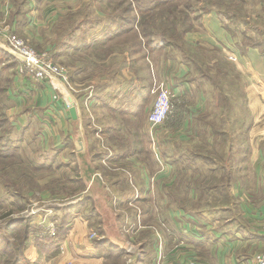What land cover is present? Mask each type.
<instances>
[{
    "label": "rangeland",
    "instance_id": "374dc122",
    "mask_svg": "<svg viewBox=\"0 0 264 264\" xmlns=\"http://www.w3.org/2000/svg\"><path fill=\"white\" fill-rule=\"evenodd\" d=\"M78 1L81 3V8L77 12L66 13L51 24L52 27L47 34L45 46H40L45 39L44 33L41 36L37 34L40 37L38 42L34 39L30 42L25 41L33 50L46 52L55 64L71 67L78 64L76 59L78 56L69 52L70 55L58 58L55 55V51L58 50L57 45L61 43L60 38L67 40L72 34L79 33V37H87V31L83 27L81 30L78 29L81 24L89 21L98 23L97 28L105 23L102 30H96L97 34L99 32L104 35V41H108L109 36L113 35L104 48L102 46L94 48L92 52L95 58V62L92 64L94 67L101 65L98 62L106 61L111 55L126 50L130 57L138 56L134 76L142 79L149 75L147 71L155 65H158V68L154 67L153 70L157 69L161 73H166L172 68L179 73L178 71L183 69L182 64L185 65V60L189 59L190 63L186 65L192 71L191 78L195 82L194 88H192V93H195L192 95L194 99H190L189 103L195 106L199 102V109L191 112L194 115L190 124L188 127L186 126L185 132L181 133V136L184 137L165 139L163 135H160L157 138L158 142L152 147L155 159H150L149 155L145 156L146 151H144L139 166H142L144 172L149 171L150 175L155 177V181H159L163 187L168 185L172 188L170 185H177L174 200L165 199L163 197L166 196L165 194L152 197L154 204L159 207L163 200L162 207L164 206L163 212L164 210L165 212L164 217H161L162 222L171 223L166 217H169L168 213L176 205L184 211L191 210V214L203 222L213 221L212 219L216 217L215 213L218 211L224 218L239 217L242 211L240 212L232 189L234 185H242L248 189L249 185L255 181L252 176L255 160L264 154V0H198V4L194 3L195 15H188L187 11H182V7L174 8L173 5H169L171 7L167 14H156L148 21H141L143 25H140L139 21L137 26L136 24L134 26L127 25L126 21L130 20L128 17L132 15L126 13L128 2L125 0H122L123 3H119V0ZM115 3L117 5H114ZM199 14L198 23L193 22V17L199 16ZM207 14L217 17L221 28L228 36L227 46L229 47L220 41H213L211 37L214 35L202 34L200 21L203 15ZM11 19L13 16L9 21ZM111 22L120 28L113 30L110 34ZM144 25L145 27H143ZM122 27L126 29L124 32H120ZM143 28L144 32H147L146 37L142 35ZM190 34H201L199 39H202L199 41H195L193 38L188 39ZM246 38L252 40L249 44L255 42L259 47L240 46L245 43ZM36 42L37 44H35ZM151 44H156L152 47H161L159 44H162L168 48L150 52ZM42 49L47 51H40ZM242 50H245V53ZM248 52L249 57H247ZM6 54L8 60L12 61L13 58L8 53ZM241 57L243 58L241 59ZM119 60V58L111 59L113 70L109 75L91 67L88 80L77 82L87 85L93 78L103 79L106 77L114 79V82L117 81L120 76L124 77L125 75L120 73V64L127 65L126 62ZM170 63H173L174 67L170 66ZM6 66L10 69L9 63ZM179 75L182 76L180 73ZM2 78L1 75L0 88H2V83L4 84ZM199 81H203L205 84H199ZM70 85L72 84L70 83ZM56 87L68 91L58 82ZM6 98L5 93L0 94V106L4 104V107L7 108ZM66 98L68 100V97ZM78 99L82 104L80 110L83 125L81 127L80 121L78 124L79 128L81 127L80 133L76 132V138L80 134H84V136L87 133L91 134L94 128L90 106L86 105L84 97L80 96ZM151 100L153 98L148 100L149 104L152 103ZM150 106H146V114L149 113ZM102 112L100 108L94 111L95 115L99 114L97 118L101 124L106 117L102 115ZM5 129H7L6 125H0V131ZM14 132L11 126L10 134L13 136ZM162 132L160 131V133ZM118 145L126 149L128 142L123 140ZM91 149L94 154H101L93 144H91ZM22 155L23 152L18 149L17 162L0 157V162L3 163L0 164V264H14L16 260L19 264H137L139 261L150 263L146 261L150 253L146 248L148 244L146 241L153 239L154 244L160 241L167 243L160 233V230H164V228L161 227L155 212L156 208L151 206L149 198H144L140 203H132L124 208L123 203H118L116 200L121 192L101 191L92 186L83 194L82 198L87 199L80 200L78 206L85 213L93 209L91 221L88 222L90 229L85 230L87 235L81 233V237L74 242L75 252L73 242L69 241L67 246L70 247L66 248V250H72L78 258H87L91 261L79 263L74 260L72 253L64 257L58 255L55 259L49 258L48 260L39 256L35 249V240L49 239L58 244L54 238L58 240L59 237L55 236L52 239L46 235L40 237L43 227L36 224L40 219L44 220L46 214L49 212L51 214L52 209L46 207L60 209L57 205L63 204L66 197L78 194L76 190L83 188L84 177L83 173L76 169V165H73L70 166L69 172H63L66 174L59 172L58 179H55L52 168L38 170L33 167L32 163L23 162ZM102 157L100 164L98 163L100 169L108 170L106 166L108 162H104ZM131 162L132 160H129L128 163L124 160L110 165L113 168L120 167L131 172L134 171V166H129L132 164ZM185 167L191 168L189 173H185ZM65 169L63 166V171ZM156 169L158 171L155 174ZM129 175V173L124 174L125 178L130 179ZM150 175H145V178H149ZM120 177L113 176V180L109 182H113L112 185H117ZM249 181L250 184H245ZM120 186H118L119 190ZM126 197H128V193L127 195L125 193V197L121 198ZM110 198H112L111 203ZM22 209L25 210L21 211ZM25 217L29 219L30 226L35 227L37 231L28 238V246L24 247V258L22 259L19 252H14L12 246L23 237ZM49 217L50 215L47 219L56 222ZM81 218L80 221H84L85 217ZM19 221L21 224L15 225ZM82 223L85 224V222ZM195 225L197 226V224ZM166 227L168 230H172L170 225L166 224ZM74 236L71 231L67 237H61V240H64L62 238H72L71 241H73ZM83 237H86L88 241L81 239ZM105 239L115 246H118L119 243L123 244V250L118 249L117 252L120 254L116 259L108 258L104 261L97 256L105 255L90 253V241ZM3 242L7 244L5 247L2 245ZM15 246L19 247L20 245L16 244ZM3 249H6L7 252L2 253ZM28 250H32V252L30 253ZM58 252L61 254L63 247H60Z\"/></svg>",
    "mask_w": 264,
    "mask_h": 264
},
{
    "label": "crops",
    "instance_id": "0c3cea01",
    "mask_svg": "<svg viewBox=\"0 0 264 264\" xmlns=\"http://www.w3.org/2000/svg\"><path fill=\"white\" fill-rule=\"evenodd\" d=\"M80 5L78 0H0V50L9 53L3 42L2 34L5 32L13 35L18 34L21 39L28 42L33 39L38 42L40 37L37 34L41 36L44 33L45 39L40 46H45L47 34L52 27L51 24L66 13L77 12L81 8ZM12 16L13 19L9 21ZM200 22L202 34L214 35L211 37L213 41H220L227 46L228 36L221 28L217 17L213 14L203 15ZM104 24L102 23L97 28L98 23L88 21L81 24L78 29L81 30L83 27L87 31V37H79L78 33V36L72 34L67 40L60 38L61 43L57 45L58 50L55 51V55L61 58L70 55V52L78 56L76 58L77 65L65 67L68 71V80L72 85L70 88L62 85L68 91H63L60 88L56 90L49 82L34 83L19 76L16 72L17 62L11 55L15 65L2 72V77L8 80L3 84L7 97L5 115L8 118L10 130L12 126L15 131L13 136L11 135V140L23 152V162L32 163L33 166L52 168L55 179H58L63 172H69L70 166L73 165H76V169L83 173V188L76 190L78 194L66 197L63 204L57 205L61 210L67 207H77L65 221L67 234L60 236L59 239L67 237L71 231L75 236L73 241H71L72 238H62L64 243L56 245L58 251L60 247H63V252L61 254L58 252L53 258L55 259L58 255L64 257L72 253L74 260L79 263L91 261L87 258H78L72 250H66V248L70 247L67 246L69 241L73 242L75 252L74 242L81 237V233L85 234V230L90 229L88 222L91 221L93 209L85 213L78 206L80 200L87 199L82 198L84 192L93 186L101 191L121 192L116 200L118 203H123L124 208L132 203H140L144 198H149L151 206L156 208L155 212L161 227L164 228V230H160V233L167 243L160 241L154 244L153 239L147 240L146 248L150 253L146 261L150 263L139 261L137 264H253L254 256L264 250V154L255 160L252 167V176L255 181L251 184L250 181L245 183L250 184L248 189L242 185H234L232 189L240 212L242 211L239 217L224 218L218 211L215 213L216 217L212 219L213 221L203 222L197 219L194 214L192 215L191 210L187 212L176 205L168 213L169 217L165 216L171 223L162 222L161 217H164L165 212V210L163 212L164 206L162 207L163 200L159 207L154 204L152 197L165 194L166 196H163L165 199L174 200L177 185H170L172 188L168 185L163 187L159 181H155V177L151 176L149 171L144 172L142 166H139V161H141L144 151H146L145 156L149 155L150 159L154 158L152 147L158 142L157 138L160 135H163L165 139L184 137L181 136V133H184L186 126L188 127L190 124L194 115L191 112L196 111L200 106L199 102L195 106L189 103L190 99H194L192 95L195 94L192 93L195 83L191 78L192 71L183 63V69L178 71L182 74L180 77L174 68L169 69L166 73H161L157 69L153 70L154 67L158 68V65H155L147 71L148 76L139 79L134 76L138 56L130 57L126 50L111 55L104 62H98L101 65H97V67L92 66L95 62L92 55L94 48L101 46L104 48L109 43L104 41L105 38H101L102 33H96V30H102ZM110 27L114 30L111 23ZM43 30L45 31L42 32ZM190 35L188 39L193 38L195 41L202 39H199L201 34ZM247 57H249V52ZM112 58H119V61L127 63L126 66L123 64L119 66L120 73L125 74L124 77L120 76L115 82L110 77L103 79L92 77L93 80L89 81L87 85L77 82L88 80L91 67L109 75L113 70ZM170 66L174 67V64L170 63ZM54 84L56 86L57 81ZM199 84L205 83L199 81ZM163 87L173 94L172 103L175 107V116L161 126L160 130L158 128L153 130L147 121L149 113L146 114V106L151 105L149 109L151 110L156 92ZM80 96L84 97L86 105L90 106L94 128L91 134L87 133L85 136L80 134L81 149L76 151L74 146L77 141L76 132L80 133L79 129L83 125L80 110L82 104L78 99ZM152 98V103L149 104L148 100ZM67 103L72 104V107L76 109V121L71 120ZM98 108L103 111L102 115L106 116V121L104 120L103 124L97 118L99 114L95 115L94 113ZM80 121L81 127L79 128ZM160 131L163 132L160 133ZM123 140L128 142L126 149L118 145ZM90 143L97 151L101 152L100 155L94 154ZM101 156H103L104 162H108L106 166L110 171L100 169ZM124 160L127 163L132 160V164L129 166H134V171L128 172L124 168L111 167L112 163ZM63 166L66 168L65 171H63ZM190 169V167H185V173H189ZM157 171L156 169L155 174ZM59 172L60 174H58ZM125 173L130 174V179L125 178ZM145 175H150V177L145 178ZM113 176H121L117 185H112L113 182H109L113 180ZM119 185H121L120 190L118 189ZM125 193L126 195L128 193V197L121 198L125 197ZM109 201L111 203L112 198ZM46 208L52 209L49 218L57 222V227V219L65 217V212L54 211L55 208L52 207ZM81 217H85L84 221H80ZM166 224L170 225L172 230H168ZM200 224L202 225L200 226ZM81 239L88 241L86 237ZM92 242H89V251L91 254H97ZM110 243L112 244V242ZM115 247L123 250L124 246L119 243ZM28 251L32 252V250Z\"/></svg>",
    "mask_w": 264,
    "mask_h": 264
},
{
    "label": "trees",
    "instance_id": "16d2710c",
    "mask_svg": "<svg viewBox=\"0 0 264 264\" xmlns=\"http://www.w3.org/2000/svg\"><path fill=\"white\" fill-rule=\"evenodd\" d=\"M128 2L127 4V9L128 11L126 13H130L132 16L128 17L130 18V20L128 19L127 25L131 24L132 26H134V24L140 23L141 21H148L150 20L152 17H154L156 14H167L169 11V8L173 5L174 8L176 7H182V11H187L188 15H195L196 11H195V6L194 3L198 4L197 1L198 0H191V2H189L190 0H125ZM119 3H123L122 0H119ZM114 5H117V3H115ZM171 5V6H169ZM122 15V14H121ZM171 15V13H170ZM188 15H186L188 17ZM166 16V15H165ZM164 16V17H165ZM200 18V14L199 16H195L193 17V22H197L198 23V19ZM197 20V21H196ZM140 21V22H139ZM111 24L114 26V30H118L120 27L117 24H114L113 22H111ZM140 25H143V23L141 22ZM145 27V25L143 26ZM126 29L124 27H122L120 29V32H124ZM113 32V29L110 28V34ZM109 34V35H110ZM122 34V33H121ZM147 32H144V28H143V33L142 35L144 37H146ZM149 34V33H148ZM111 36H109L108 41L111 39ZM104 38V35L102 34V37ZM252 41L250 38H246L245 39V43L243 45V47H248V48H258L259 45L258 43L255 42H251L252 44H249V42ZM151 43L153 42L152 40L150 41ZM154 45H150L149 47V51L153 52V51H160V50H166V48H168L166 45H161V47H152L155 46ZM164 46V47H162ZM152 48V49H151ZM239 48V47H238ZM171 49V48H170ZM243 53H245V50H242ZM186 64L188 65L190 63L189 59L185 60ZM6 62L9 63V67L14 66L15 65V61L12 59V61L8 60V55L5 52H2L0 50V78L2 75V72L5 71L8 66H6ZM11 62V63H10ZM2 80L4 81V83L6 81H8L5 78H2ZM1 82V81H0ZM6 89L2 83V88H0V94L3 95V93H5ZM1 109H3V112H1ZM6 107H4V104L0 106V125L3 124V126L6 125L7 129H5L4 131H0V157L4 158L5 160H11V161H16L18 160V156H17V152H18V148L15 147L14 142H12L11 140V134H10V128H9V124H8V120L7 117L5 115L6 112ZM4 115V117H3ZM4 120H2L3 118ZM2 118V119H1ZM2 120V121H1ZM0 164H3L2 162H0ZM189 164V161H188ZM4 166V165H3ZM34 168L38 169V170H42L43 168H47V167H42V166H33ZM77 207H67V208H63L61 209H54V211H62L65 212V217L57 219L58 220V226H57V231H58V237L60 236H65L67 234V229H66V225L67 223L65 222L67 220V218L70 216L71 212L76 209ZM25 209H22L21 211H23ZM57 218V216H56ZM26 220H24L25 225L23 228H25V231L23 233V237L18 240L16 243L13 244L12 248L14 247V252L20 254V256H22L21 258H24V247L28 246V238L34 234L37 229L33 226H30V222L28 218H25ZM21 221H19L18 223H15V225H20ZM35 249L37 250L39 256H43L44 259L48 260L49 258H53L57 253H58V248L57 245L52 242L49 239H45V240H35ZM19 244V247H16L15 245ZM1 245V243H0ZM4 247L7 245L5 242H3ZM92 246L94 248V250L96 251V253H101L105 256H97V258L99 259H104V261L108 258H115L120 254L118 253V248L115 247L114 245H112L109 241L105 240H96L92 242ZM1 247V246H0ZM22 247V249H21ZM4 251L7 252L6 249H3ZM97 255V254H96ZM14 264H19L18 260H16V262Z\"/></svg>",
    "mask_w": 264,
    "mask_h": 264
},
{
    "label": "built area",
    "instance_id": "2783aa9c",
    "mask_svg": "<svg viewBox=\"0 0 264 264\" xmlns=\"http://www.w3.org/2000/svg\"><path fill=\"white\" fill-rule=\"evenodd\" d=\"M2 36L8 54L15 58L17 62L16 72L19 76L34 83L49 82L56 90L59 89L55 86V81L70 88L67 69L52 62L46 52L33 50L25 40L13 34L3 33ZM172 98L173 94L166 87L159 89L156 93L152 108L147 116V121L153 130L165 125L167 121L174 118L175 107ZM69 103H67V107L70 108L73 105ZM49 215L50 212L46 214L44 220L40 219L36 225L43 227L40 237L46 235L52 239L57 236V227L56 222L47 219ZM54 240L58 244H62L64 241L55 238ZM253 264H264V250L254 256Z\"/></svg>",
    "mask_w": 264,
    "mask_h": 264
},
{
    "label": "water",
    "instance_id": "95a60500",
    "mask_svg": "<svg viewBox=\"0 0 264 264\" xmlns=\"http://www.w3.org/2000/svg\"><path fill=\"white\" fill-rule=\"evenodd\" d=\"M69 115H70L71 120L76 121L77 113H76V109L74 107L69 108ZM74 146H75L76 151H80V149H81L80 135H77V141L75 142Z\"/></svg>",
    "mask_w": 264,
    "mask_h": 264
}]
</instances>
